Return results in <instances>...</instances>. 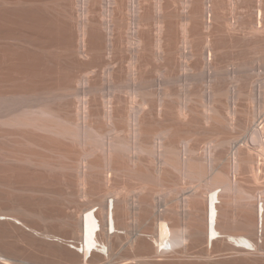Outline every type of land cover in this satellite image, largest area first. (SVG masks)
Returning <instances> with one entry per match:
<instances>
[{
  "label": "bare ground",
  "instance_id": "obj_1",
  "mask_svg": "<svg viewBox=\"0 0 264 264\" xmlns=\"http://www.w3.org/2000/svg\"><path fill=\"white\" fill-rule=\"evenodd\" d=\"M210 1L86 0V12L91 13L93 20L95 19L92 20L94 23L90 22L91 25L94 24L92 26L95 29L93 32L90 31L94 38L93 43L90 41L91 47L89 46L88 50L91 51L92 48L89 55L93 56L89 57L92 61L89 63L92 64L91 67L89 65L90 71L81 77L78 76L77 79V82L82 83L86 89L84 92L86 97L81 99L82 105L75 109V118L62 116L52 106L45 104L37 109L26 108L19 112L17 108L10 116H3L2 112L0 113V125L23 130L18 133L21 136L26 131L35 137L32 140L43 134L41 136L43 138L45 135V138L70 139L77 143L81 146L78 159L61 161L56 166L48 158L34 153L28 154L29 156L17 152L5 156L2 154L3 159L6 161V158H9V161L25 159L47 169L58 167L62 171L75 170L78 189L74 194L79 197L88 194L86 193L88 181L106 184L113 172H119L116 154L123 152L129 153L130 157H127L134 165L137 161L131 158L132 151H147L153 155L160 152L163 162L174 166L181 173V177L201 178L210 170L211 163L210 165L207 162L204 165L200 163L201 165L197 164L198 169L195 168L194 159L187 155L183 157L175 147L176 142L184 143L185 149L193 151L189 147L191 138L188 135L207 131L217 132L223 124H231L237 112L234 108L244 102L253 105V108L248 116L250 124L242 128L244 133L241 140L231 139L235 156L234 166L239 167L245 163L252 167L255 162L264 166V77L256 76L257 73H254L247 77L248 84L245 79L246 83L244 81L241 83L244 86L240 85L242 81L240 71L244 69L243 65L239 66L242 68L239 71L236 64L229 62L225 63L227 65L223 63V66L218 64L217 54L221 45L220 47L215 45L216 39L225 41L226 36L235 37L239 32L244 38L248 35L255 37L262 34L264 0H256V6L251 5L250 0L249 2L244 0L246 8L236 20L233 18L235 21L223 16L224 14L218 13L220 17L217 16L215 14L217 11L214 13L212 9L215 5ZM176 3H181L185 10L180 14V37H177L176 33L171 34L167 20V17H173V11L167 9ZM217 7L215 6V9ZM232 9L234 12V7ZM149 19L153 20L154 28H150L151 25L147 22ZM88 22L87 20L82 24L84 37L90 30ZM203 28L207 29V32H204ZM150 29L152 31L155 29L154 33H151ZM82 43L85 46L86 42ZM115 53L129 54L126 68L124 64L123 68L121 63L119 64V60L122 62L118 59L121 56ZM116 56L118 60L113 63L112 59ZM145 56H151L156 63L159 62V66L155 64L157 67L154 68L155 71L153 69L155 76L153 73L152 77L147 76L148 58ZM143 59L146 60V64ZM259 59L262 58L257 57L255 60ZM253 67L250 66V69L253 70ZM173 84L178 85V91H175ZM64 91L62 89L50 91V96L62 97ZM27 97L24 99H29ZM0 102L2 106L3 101ZM94 117H100L110 126L109 133L117 132L118 122H125L126 131L128 130L130 138L131 135L135 138V142L132 143L133 140L130 141V138L120 137L104 139L105 133L99 131L92 123ZM259 119L261 121L255 125ZM8 134L11 133L9 131L3 133ZM149 137L155 140L152 146L146 141ZM250 141L256 145L258 158L250 157L245 160L238 152L243 145L249 149ZM36 142L38 141L31 143ZM239 142L241 144H238ZM88 145L91 147L88 148ZM98 148L103 151L104 156L100 166L89 160L93 150ZM173 155L175 157L181 155L182 158L176 162L170 157ZM128 171L131 172V168ZM214 173L208 177L209 180L206 181L203 190L188 191L187 194L193 200L189 202L185 198L184 205L187 207L182 220L174 216L172 212L174 210L166 209L163 213L154 211V203L145 199L138 201V212L146 213L131 216V203L126 197H120L117 187L113 190L106 188L97 199L86 202L72 199L69 202L73 203L74 209L56 217L67 227L69 235L61 239L57 234H50L48 230L38 231L28 224L25 219L33 212L27 208L28 206H24L25 204H19L11 209L10 213L0 205V245L3 247V250L0 248V264H39L29 257L16 256L10 252L16 250L17 246L14 240L8 238L11 236L9 229L22 230V234L33 240L57 246L64 256L63 263L66 264H186L183 257L187 256V243L190 241L205 243L203 254L197 255L195 259H189L191 263L214 264L208 259L216 248L229 251L234 255L233 261L240 264H255L263 260L264 248L261 243L264 239V199L261 195L257 200L258 197L244 194V191L227 175ZM139 175L141 183H144L140 186L142 190L151 179ZM157 180L158 176L155 181ZM6 186L10 187L11 184L7 185V182L0 180V187ZM11 188L15 189L14 191L23 189L19 184ZM253 197L255 199L251 200ZM232 203L238 204V207L233 209L244 214L243 221L239 222L237 219L236 221L233 215H230ZM142 204L148 205L152 212L146 208L142 211ZM40 214L43 217V214ZM190 217L193 219L192 223L187 220ZM145 227L150 229L149 239L144 237L141 230H136ZM63 241L72 246L63 244ZM76 248H80L81 251ZM198 258L207 260L197 261Z\"/></svg>",
  "mask_w": 264,
  "mask_h": 264
},
{
  "label": "rangeland",
  "instance_id": "obj_2",
  "mask_svg": "<svg viewBox=\"0 0 264 264\" xmlns=\"http://www.w3.org/2000/svg\"><path fill=\"white\" fill-rule=\"evenodd\" d=\"M85 1L86 0H0V101H3V105L0 106V108H2L0 109V113L2 112L3 116H10L17 108H19L17 111L19 112L26 108L37 109L40 105L45 104L52 106L54 110H57L62 116L75 118V109L82 105L81 99L86 97L84 95L86 89H84L82 83L77 82V79L90 71L92 64L90 65L89 63H92V61L89 57L93 56L91 54L89 55L92 48L91 51L88 50L94 38L90 31L95 29V27L92 26L94 24L91 25L95 19L93 20L91 13L86 12ZM211 1L212 5L216 7L219 6V8L217 7L216 9L215 6H212L214 13L217 11L215 13L217 16L219 15L218 13H220V15L224 14L223 16H228L227 18L231 20L233 18L236 20V17L246 8L244 0ZM250 1L251 5L256 6V0ZM210 2H207V4L209 5ZM233 7L236 12H233ZM213 10L211 11L212 13ZM167 11H173L174 17H167L170 24L168 27L169 31L171 34L176 33L177 35H175L180 37L179 20L180 14L185 11L184 7L181 3H176V5H171ZM234 19L232 21H235ZM87 20L89 21L88 23L93 21L89 25L90 30H88V34L84 37L82 24ZM147 22L151 25L150 28H154L153 20L149 19ZM173 24L175 28H172L174 27ZM202 27L204 26H201V28ZM176 30L178 31L176 32ZM151 31L150 29V32ZM154 31L155 29H153L151 33H154ZM203 31L207 32V29L203 28ZM241 34L239 32L235 34L236 36L234 35L235 37L229 36L230 38L226 36V38H224L225 41L218 40L215 37V39L220 42L218 43L215 40V45L218 47L221 45V49L218 51L219 54H217V56H219L217 57L218 60L216 59L218 64H222L221 66H223V63L224 65H227L225 63L228 62L229 64L233 63L238 66L237 69L239 71L242 70L239 66L243 65L242 67L244 69L240 71V73L242 72L240 78L242 81L240 85L244 86L241 83H243V81L245 82V79H247L246 82L248 84V78L252 76L251 74L254 75V73H257L256 76L262 75L264 77V32L262 34L260 33L258 36L255 35V37L248 35L245 36V38ZM82 42H86L85 46ZM223 42L224 44H221ZM122 54L126 57L123 55H120V57L117 54L120 57L118 59L122 60V62H120V60L118 61L119 64L121 63V66L127 63V56L129 55H125V53ZM118 56L112 59L114 60L113 63L118 60ZM122 56L125 58L124 60ZM257 57L262 59L257 61L255 60ZM146 58H148L147 61L150 63L148 64L146 60L143 59L145 61L144 63H147L149 72L147 76L152 77V73L154 74L153 76H155L154 68L159 66V62L156 63L157 61L151 56ZM249 64L252 67L254 66L253 70L250 69ZM148 65L151 67L149 68ZM124 67L126 68V65ZM246 67H249L250 70ZM246 73L248 74L246 75ZM73 75L75 76L73 77ZM243 76H245V78ZM90 78H92V76ZM71 88H74L72 89L73 91ZM173 88L175 91L179 90L176 84H173ZM61 89L63 91L65 90L64 96L57 98L50 96V91H58ZM28 94H31V96L29 95V97ZM25 97L29 99L25 100ZM1 104L2 102H0V105ZM237 106L234 108L237 112L234 114V121H231L233 123H231L232 125L223 124V126L218 128L217 132L207 131L195 135L191 134V136L188 135V137L191 138L189 147L193 149V151H190L189 148L185 149L184 143H174L175 147L183 154H181L183 157L187 155L194 159V163L196 162L194 165L195 168L198 169L199 165L197 166V164L200 163L202 165L206 162L209 165L211 163V165L208 166L212 169L210 168L203 177H181V173L178 172L174 166L163 162V157L160 152V155L158 152L153 155L147 151H132L131 158L137 161L135 165L132 164L129 153L123 152L116 154V166L119 172H113L112 177L106 184L96 181L92 182V180L91 182L88 181L89 185L87 184L86 186V193L88 194L84 197H79L74 194L78 189L75 170L68 169L62 171L59 170L58 167L57 169L56 167L55 169H47L29 163L25 159L21 161H14L11 159L9 161V158H6V161L2 157L10 155L13 152H17L23 156L34 153V155L48 158L51 162L53 161L56 166L61 161L69 162L78 159L81 146L70 139L45 138V135L43 138L41 137L43 134H41V136L37 135V138L38 136L39 138L32 140L35 139V137L31 136L29 132L25 131L21 136L18 133L23 130H16L14 127L0 125V157L2 158H0V180L7 182V185L8 183L11 184L10 187H0V205L4 206L7 212L10 213L11 209L17 207L19 204H25L24 206H28L27 208H30L33 212L25 219L28 224L38 231L48 230V233L51 232L50 234H57L59 236H56L61 239V237L64 238L69 235L67 227L63 222L57 220L56 217L74 209L73 203L69 201L75 199L79 202H86L90 199H97L100 193L106 190V188L113 190L114 187H117L120 197L122 196L128 199L131 203V216L142 213L141 211L138 212V201L145 199L154 203V211L163 213L166 209L174 210L172 211L174 216L181 218L180 220H182V217L185 215V209L187 207L184 205L185 198H187L189 202L193 200V198L187 194L188 191L203 190L206 181L209 180L208 177L214 172L227 175V177L232 179L235 185H238L237 187H240L242 191H244V194L255 196V198L258 197L257 200L261 195L264 199V166L260 164L259 166L257 162H255L252 167H249V165L245 163L241 164L239 167L234 166L233 161H235V156L233 153L234 149L231 145V139L237 141L241 140L244 133L242 132L244 129L243 126L245 127L250 124L248 116L253 108V105L244 102ZM260 121L261 119H259L255 125ZM92 123H94L95 127L97 126L96 128L99 131L105 133L103 135L106 140L110 137H120L122 139L130 138V134L127 133L128 130L126 131L127 124L125 122H118L119 126L115 133H109L110 126L100 117L92 118ZM5 131H9L11 134L3 135ZM32 141L38 142L32 144ZM130 141H132V143L135 142V138H133L132 135ZM146 141L147 143L149 141L150 144L148 145L150 146L155 142V140H152L150 137ZM238 144H241V142ZM87 147L90 148L91 146L88 145ZM102 152L103 151L99 148L93 150L91 156H89V160L94 161L99 166L102 165L104 158ZM133 152L134 154H132ZM238 153L239 156L245 160L250 157L255 159L258 158L256 145L252 144L251 141L249 149L244 148L243 145L240 147V152ZM181 155L179 156L180 159L178 156L175 157L174 155L170 157L174 158V161L177 162L181 160ZM129 168H131V172L128 171ZM139 174L151 179L148 184L146 183L147 187L142 190L140 186L144 183H141L142 181ZM157 176L159 179L157 181L159 182L155 181ZM17 184L22 186L23 189L18 191H14L15 189L12 190L11 187H15ZM166 191L167 193H165ZM119 194L117 193V195ZM250 196L249 200L252 197ZM255 198L253 197L251 200ZM232 204L233 205H230V208H232H229L230 215L232 214L233 218H235V220L237 219L239 222L243 221L244 214L242 212L239 213V210L235 211L233 209L234 207H238V204ZM145 208L149 211L151 209L148 205L142 204V211ZM144 212L146 213V211ZM144 212L142 214H144ZM151 212L152 209L150 213ZM40 213L43 214V217H41L42 215ZM187 220L191 223L193 222L191 217L187 218ZM136 230H141L142 233H144V237L149 239L150 229L145 227L142 229L137 228ZM8 232L11 235L8 237L9 240H14L13 242L16 243L17 246L16 250L10 252L16 256L29 257L39 264H66L63 263L65 262L64 256L59 249L56 248L57 246L33 240L29 236L22 234V230L14 231L9 229ZM62 243L64 244L65 242L63 241ZM65 244L72 246L69 243ZM261 245L264 248V239ZM0 248L3 250L2 245H0ZM204 248V242H188L187 256L183 257V261L186 264H196L191 263L189 259H195L197 255H202ZM216 249L212 251L211 258L208 259L214 262V264H240L237 261H233L234 255L229 251L222 250L221 248ZM76 250L79 252L81 251L80 248H76ZM205 260H207V258ZM205 260L203 258L197 259V261ZM255 264H264V259Z\"/></svg>",
  "mask_w": 264,
  "mask_h": 264
}]
</instances>
